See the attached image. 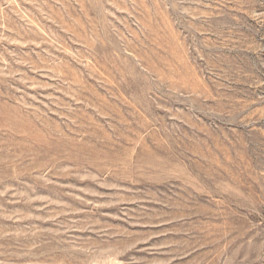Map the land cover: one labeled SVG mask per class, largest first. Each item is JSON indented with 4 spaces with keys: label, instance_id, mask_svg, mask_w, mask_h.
Here are the masks:
<instances>
[{
    "label": "rangeland",
    "instance_id": "374dc122",
    "mask_svg": "<svg viewBox=\"0 0 264 264\" xmlns=\"http://www.w3.org/2000/svg\"><path fill=\"white\" fill-rule=\"evenodd\" d=\"M0 264H264V0H0Z\"/></svg>",
    "mask_w": 264,
    "mask_h": 264
}]
</instances>
